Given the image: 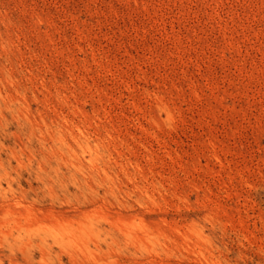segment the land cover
<instances>
[{
	"label": "rangeland",
	"instance_id": "1",
	"mask_svg": "<svg viewBox=\"0 0 264 264\" xmlns=\"http://www.w3.org/2000/svg\"><path fill=\"white\" fill-rule=\"evenodd\" d=\"M0 264H264V0H0Z\"/></svg>",
	"mask_w": 264,
	"mask_h": 264
}]
</instances>
